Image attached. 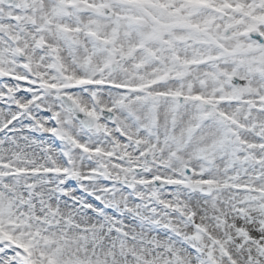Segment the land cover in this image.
<instances>
[{"label":"snow or ice","instance_id":"1","mask_svg":"<svg viewBox=\"0 0 264 264\" xmlns=\"http://www.w3.org/2000/svg\"><path fill=\"white\" fill-rule=\"evenodd\" d=\"M0 264H264V0H0Z\"/></svg>","mask_w":264,"mask_h":264}]
</instances>
